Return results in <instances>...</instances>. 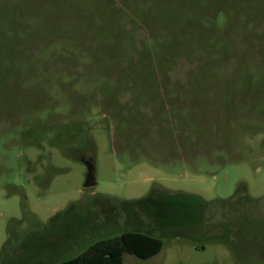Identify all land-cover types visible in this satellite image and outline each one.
Instances as JSON below:
<instances>
[{"label": "rangeland", "instance_id": "obj_1", "mask_svg": "<svg viewBox=\"0 0 264 264\" xmlns=\"http://www.w3.org/2000/svg\"><path fill=\"white\" fill-rule=\"evenodd\" d=\"M163 189L249 221L123 264H264V0H0V264L159 236Z\"/></svg>", "mask_w": 264, "mask_h": 264}, {"label": "trees", "instance_id": "obj_2", "mask_svg": "<svg viewBox=\"0 0 264 264\" xmlns=\"http://www.w3.org/2000/svg\"><path fill=\"white\" fill-rule=\"evenodd\" d=\"M207 201L200 195L155 190L146 196L127 201L135 204L137 209L149 214L151 228L160 235L149 231L125 230L119 235L102 238L90 244L83 252L58 264H123L125 253L139 258H150L158 254L163 246V238H179L204 248L206 242L225 241L238 236L240 220L245 221L248 213L240 211L238 201ZM217 207V208H215Z\"/></svg>", "mask_w": 264, "mask_h": 264}, {"label": "water", "instance_id": "obj_3", "mask_svg": "<svg viewBox=\"0 0 264 264\" xmlns=\"http://www.w3.org/2000/svg\"><path fill=\"white\" fill-rule=\"evenodd\" d=\"M86 165H87V170H88L86 186L87 187H91L92 185H94V178H95V176H94V174H95V165H94L93 159L87 161Z\"/></svg>", "mask_w": 264, "mask_h": 264}, {"label": "flooded vegetation", "instance_id": "obj_4", "mask_svg": "<svg viewBox=\"0 0 264 264\" xmlns=\"http://www.w3.org/2000/svg\"><path fill=\"white\" fill-rule=\"evenodd\" d=\"M80 159H81L85 164H86L87 161L92 160V159H90V158L86 159V158H84V157H82V158H80Z\"/></svg>", "mask_w": 264, "mask_h": 264}]
</instances>
